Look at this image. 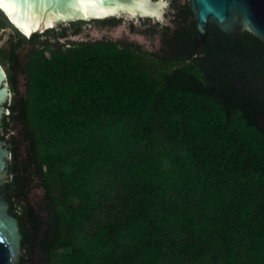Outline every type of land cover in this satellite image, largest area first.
<instances>
[{
    "label": "trees",
    "instance_id": "trees-1",
    "mask_svg": "<svg viewBox=\"0 0 264 264\" xmlns=\"http://www.w3.org/2000/svg\"><path fill=\"white\" fill-rule=\"evenodd\" d=\"M177 18L148 53L61 42L77 21L26 38L0 11L20 264H264V41L213 24L195 48L188 1Z\"/></svg>",
    "mask_w": 264,
    "mask_h": 264
},
{
    "label": "water",
    "instance_id": "water-1",
    "mask_svg": "<svg viewBox=\"0 0 264 264\" xmlns=\"http://www.w3.org/2000/svg\"><path fill=\"white\" fill-rule=\"evenodd\" d=\"M195 20L194 46L206 42L211 25L225 34L251 32L264 41V0H187ZM170 0H0V11L26 38L62 23L82 24L116 17L122 20L149 18L168 22ZM169 6V7H168ZM5 29L0 28V33ZM8 30H11L8 28ZM26 34H29L28 36ZM25 53V51H23ZM7 75L0 65V136L2 119L10 100ZM11 153L0 138V264H20L21 234L18 221L9 214L4 185L8 181Z\"/></svg>",
    "mask_w": 264,
    "mask_h": 264
},
{
    "label": "rangeland",
    "instance_id": "rangeland-1",
    "mask_svg": "<svg viewBox=\"0 0 264 264\" xmlns=\"http://www.w3.org/2000/svg\"><path fill=\"white\" fill-rule=\"evenodd\" d=\"M185 1V0H184ZM2 12V11H1ZM174 15L175 11H171L170 19L168 22L154 21L150 20L151 25H158V28H162L164 26L173 27L174 23ZM5 16V15H4ZM143 19H133V20H122L119 23L113 26H101L98 23H88L82 24V31L78 35H73L71 30L68 31L69 36L61 40V42H65L66 40L80 42V41H127L133 42L136 45L140 46L143 51L148 53H158L162 49H165L164 38L161 32L158 33H149L146 32L147 26L143 24ZM132 24L135 26V30L131 28ZM69 25H65L63 27L68 28ZM11 29V30H8ZM5 30L0 33V45L4 44L8 41L9 37L12 34V28L10 26L5 27ZM28 50L25 53H22V57L26 56ZM48 56L47 51L44 53ZM4 71L6 72L7 66L0 63ZM7 75V74H6ZM7 86L9 88L10 99H12L13 93L11 91L10 85L7 82ZM19 87L22 88L24 84V75L20 74L18 76ZM43 190L41 188H32L31 193L29 194V200L32 203L39 202L41 199Z\"/></svg>",
    "mask_w": 264,
    "mask_h": 264
},
{
    "label": "flooded vegetation",
    "instance_id": "flooded-vegetation-1",
    "mask_svg": "<svg viewBox=\"0 0 264 264\" xmlns=\"http://www.w3.org/2000/svg\"><path fill=\"white\" fill-rule=\"evenodd\" d=\"M186 1L187 0H170V9H171V11H175V15H174V23H175V25H176V21L178 20V18H177V15H178V13H179V11H180V9L185 5V3H186ZM169 7V6H168ZM110 18V17H109ZM114 18H116V17H114ZM194 18V17H193ZM116 19H118V18H116ZM140 19H143L142 21H143V24L144 25H146L147 26V28H148V26L149 25H151V23H150V20H149V18H140ZM98 20H100V19H98ZM120 20V19H119ZM139 20V19H138ZM97 21V20H96ZM76 22V21H75ZM120 22V21H119ZM105 26H107V25H105ZM111 26H113V25H111ZM132 26H134L133 24H132ZM58 27H60V28H64L63 27V24L62 23H60V24H58L57 26H56V28H58ZM132 28V27H131ZM133 29V28H132ZM70 30V29H69ZM133 30H135V26H134V29ZM78 35V34H77ZM28 48H29V50H30V48H31V46H29V45H27L26 46V48L25 49H23L22 50V53L24 54V52L23 51H26V50H28ZM29 52V51H28ZM27 55V54H26ZM21 57H22V54H21ZM23 59H25V56L24 57H22Z\"/></svg>",
    "mask_w": 264,
    "mask_h": 264
},
{
    "label": "bare ground",
    "instance_id": "bare-ground-1",
    "mask_svg": "<svg viewBox=\"0 0 264 264\" xmlns=\"http://www.w3.org/2000/svg\"><path fill=\"white\" fill-rule=\"evenodd\" d=\"M27 36L29 35V34H26Z\"/></svg>",
    "mask_w": 264,
    "mask_h": 264
}]
</instances>
